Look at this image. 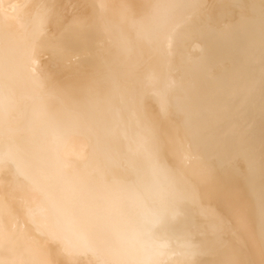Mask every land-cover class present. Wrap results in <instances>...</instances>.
<instances>
[{
  "label": "bare ground",
  "instance_id": "obj_1",
  "mask_svg": "<svg viewBox=\"0 0 264 264\" xmlns=\"http://www.w3.org/2000/svg\"><path fill=\"white\" fill-rule=\"evenodd\" d=\"M0 264H264V0H0Z\"/></svg>",
  "mask_w": 264,
  "mask_h": 264
}]
</instances>
